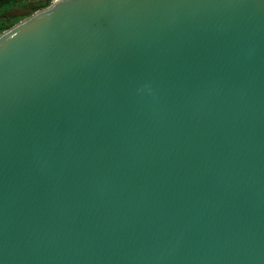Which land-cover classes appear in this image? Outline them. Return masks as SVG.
I'll use <instances>...</instances> for the list:
<instances>
[{"label": "water", "instance_id": "1", "mask_svg": "<svg viewBox=\"0 0 264 264\" xmlns=\"http://www.w3.org/2000/svg\"><path fill=\"white\" fill-rule=\"evenodd\" d=\"M0 264H264V0H53L0 33Z\"/></svg>", "mask_w": 264, "mask_h": 264}, {"label": "trees", "instance_id": "2", "mask_svg": "<svg viewBox=\"0 0 264 264\" xmlns=\"http://www.w3.org/2000/svg\"><path fill=\"white\" fill-rule=\"evenodd\" d=\"M52 2L53 0H0V33L27 17L21 13L31 14L48 7ZM8 12L18 15L5 16Z\"/></svg>", "mask_w": 264, "mask_h": 264}, {"label": "rangeland", "instance_id": "3", "mask_svg": "<svg viewBox=\"0 0 264 264\" xmlns=\"http://www.w3.org/2000/svg\"><path fill=\"white\" fill-rule=\"evenodd\" d=\"M33 10H34V9H33ZM33 13H35V12H33ZM33 13H31V14H33ZM31 14L25 13L24 17H25V16H28V15H31Z\"/></svg>", "mask_w": 264, "mask_h": 264}]
</instances>
